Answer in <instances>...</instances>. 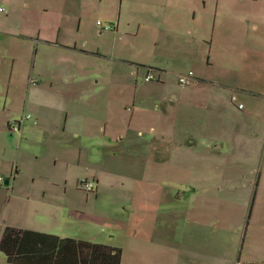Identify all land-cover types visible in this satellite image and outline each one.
Segmentation results:
<instances>
[{"label": "rangeland", "instance_id": "rangeland-1", "mask_svg": "<svg viewBox=\"0 0 264 264\" xmlns=\"http://www.w3.org/2000/svg\"><path fill=\"white\" fill-rule=\"evenodd\" d=\"M216 1H207V18L195 31L165 23V0H0V124L26 114L32 120L23 125L37 124L26 136L39 157L19 176L17 192L41 196L57 180L54 192L76 211L63 212L68 232L125 242L123 264H261L264 258V99L223 85L243 76L244 53L233 20L214 30L224 19ZM76 6L86 9L72 22L51 10ZM51 19L65 20L71 37L100 55L76 54L70 73L57 67V53L35 47L27 54V43H37ZM97 20L116 30L100 31ZM30 73L40 87L28 85ZM189 73L185 84L178 82ZM242 82L254 85L251 78ZM67 114L73 132L62 129ZM65 153L82 157L79 165L65 168ZM29 173L48 179L32 182ZM85 179L98 180L97 192L78 188ZM141 203L148 210H136ZM21 204L0 194V211L6 209L0 232ZM127 218L156 223L143 232L142 250L133 248L134 231L123 238ZM0 264H6L2 254Z\"/></svg>", "mask_w": 264, "mask_h": 264}, {"label": "crops", "instance_id": "crops-1", "mask_svg": "<svg viewBox=\"0 0 264 264\" xmlns=\"http://www.w3.org/2000/svg\"><path fill=\"white\" fill-rule=\"evenodd\" d=\"M174 1L175 0H165V5L167 8H169V12L167 14V22H165L167 25L170 24L173 27L195 26V28H193V30L195 31L198 30L197 28L203 26V21L205 18H207V1L210 0H183L182 3H175V5ZM172 6L173 9H171L170 11V8ZM85 9L86 8H79L78 6H76V8L61 7L53 10L51 7L53 14L55 16L57 15L59 20L65 18L70 22L81 18L80 15H84L83 12H85ZM219 12L220 15L223 14L224 19L222 20L221 18L219 22L214 23V30L216 28H222L226 22H229V20H233L234 35L236 34L238 46L244 53L242 61L243 65L245 66L242 72L243 76L234 78V84L233 82H231L230 84H223L224 87L230 88L231 92L233 91V93H245L251 95L252 97L264 99V0H217L216 14ZM81 23L82 21L80 22V27ZM69 29L70 26L65 25V20L56 21L55 19H51L45 22L41 26V29L38 31L39 42L37 41V43L35 44H33L32 42L27 43V54H29L30 52L35 53V47L36 52L38 50H41L43 52L48 51L50 53L53 52L54 54L57 53V55H59V58L55 60L56 62L54 61L57 67L62 68V66L64 65L68 66L71 70L70 73H73L74 69L73 65L70 63L72 62L73 57H75L76 54L87 53L100 55V52L96 50H86L84 47H81L79 43L71 37V32ZM29 33L32 34L30 32V29ZM150 69L154 70L152 67ZM38 76L39 74H37V77ZM243 77L253 79L254 85L250 86L249 88L244 87L242 85ZM33 78V73H30L27 76V79L29 81ZM41 83L42 82L39 78H34L32 85H28L36 88L40 87ZM31 87H29L28 90H31ZM234 98V95H232L231 101ZM26 102L27 101H25L24 104ZM241 108H243V106ZM10 119H14V117H10L8 118V120H5V122L0 124V141H3L0 142V177L7 181L4 186L0 187L5 188L1 189L0 192L6 195L7 203L15 198L19 199L22 204L20 207L12 209L11 216L4 220V226L2 227V230L5 227H10L18 230H28L33 232L52 234L59 237L80 239L72 236L68 232V217L66 216V218H64L63 212H69L70 210L75 211V209H73V206L69 204L64 205L62 199L63 196H59L54 192V189L57 188V180H52V188L43 189L41 191V196H33L32 189H29L23 193L17 192V183L21 178L19 176L21 175V173H27V171L32 168V160H36V157H39V155H32L30 151V149H32V146L28 143V136H26L27 132L32 130V128H34L37 124L36 120H34L32 121L33 123L22 125L19 131H10L7 128L8 123H10ZM71 120H74L73 115L67 114L62 125L63 131L73 132V130L69 129L71 126L75 125L73 123L74 121ZM260 129L261 132L259 136L261 138L263 149V153L260 154L262 155V157H264V122ZM8 131H10L11 133H9ZM81 158L82 157H68L67 153H65V156L61 157V163L65 168H68L73 164L79 165ZM262 160H264V158H262ZM29 174L31 175L32 182H35L37 178L48 179L41 174ZM56 179H58L57 175ZM95 181V192H97L96 189L98 188V180ZM63 183L65 190H67L68 188L66 187L65 180L63 181ZM190 191L196 192V187H191ZM52 194L53 198L48 196ZM136 210L146 211L148 210V206L146 205V203H141L137 205ZM5 212L6 209H2L0 211L1 217L5 215ZM145 213L147 214V212ZM155 224L156 223L151 222L150 219L144 220V218H139L137 220H128L127 218L124 220V227L122 228L124 232L123 238L128 240V234L134 231L136 234L137 244L133 248L138 251L142 250L143 248H141L142 246L139 244L141 243L139 241L142 240V234L144 231L149 233V230L153 228ZM93 240H91V242L95 241ZM112 241L113 238L111 235H109L107 240H105L104 242L95 243H101L109 245L111 247L120 248V264H123L124 255L128 248L125 246V242L123 244H120L113 243ZM261 262V264H264V258L263 260H261Z\"/></svg>", "mask_w": 264, "mask_h": 264}, {"label": "trees", "instance_id": "trees-1", "mask_svg": "<svg viewBox=\"0 0 264 264\" xmlns=\"http://www.w3.org/2000/svg\"><path fill=\"white\" fill-rule=\"evenodd\" d=\"M0 254L4 256L7 264H120L121 262V250L117 247L10 227H5L0 234Z\"/></svg>", "mask_w": 264, "mask_h": 264}, {"label": "built area", "instance_id": "built-area-1", "mask_svg": "<svg viewBox=\"0 0 264 264\" xmlns=\"http://www.w3.org/2000/svg\"><path fill=\"white\" fill-rule=\"evenodd\" d=\"M4 12H5L4 8L3 7H0V13H4ZM96 24H97V26H98V28H99L100 31H113V30H115V26L113 24H111V23L104 24L101 21L97 20L96 21ZM190 74L191 73H189L188 75H185V76H180L178 78V82L185 84L186 83V79H187V77L190 76ZM154 78H155V76L153 75V73L151 71H147V74L145 76V80L146 81H151ZM238 107L241 108L242 105L239 104ZM29 119H31V116L28 115V114H26L20 120H14V121L10 122L8 124V129L10 131H19L20 128L22 127V125H23V121L24 120H29ZM4 185H5V180L2 177H0V187H2ZM78 188L80 190L85 191L86 193H92L95 190V185H94V182L93 181H90V180H86L85 179V180H81L79 182Z\"/></svg>", "mask_w": 264, "mask_h": 264}, {"label": "water", "instance_id": "water-1", "mask_svg": "<svg viewBox=\"0 0 264 264\" xmlns=\"http://www.w3.org/2000/svg\"><path fill=\"white\" fill-rule=\"evenodd\" d=\"M5 183H7V181L5 180Z\"/></svg>", "mask_w": 264, "mask_h": 264}]
</instances>
